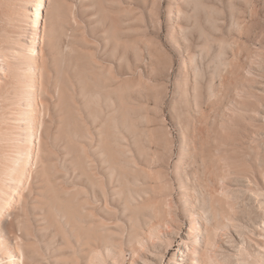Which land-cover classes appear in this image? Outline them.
I'll list each match as a JSON object with an SVG mask.
<instances>
[{
  "label": "rangeland",
  "instance_id": "1",
  "mask_svg": "<svg viewBox=\"0 0 264 264\" xmlns=\"http://www.w3.org/2000/svg\"><path fill=\"white\" fill-rule=\"evenodd\" d=\"M35 1L0 0V264H230L238 223L264 264V0H46L37 67Z\"/></svg>",
  "mask_w": 264,
  "mask_h": 264
},
{
  "label": "bare ground",
  "instance_id": "2",
  "mask_svg": "<svg viewBox=\"0 0 264 264\" xmlns=\"http://www.w3.org/2000/svg\"><path fill=\"white\" fill-rule=\"evenodd\" d=\"M34 6H35V11L33 12V33L30 34L29 40H28V48L26 49V52H28V55L30 57L33 58V63H34V67H37V63H36V59L34 58L35 55L38 54V51L36 49L35 46V40L37 39V37L39 36L40 33V25L42 22V16L43 13L46 9V0H36L34 2ZM2 72V67L0 66V73ZM33 135L29 136V144L28 146H32L33 142ZM31 161L28 160L25 162V168L28 170L29 168H31ZM19 186L20 185H16L15 188L8 192V195L6 197V199L0 204V236L4 237L3 239H5L6 241L10 238V233L5 232L2 228H1V219L3 217V213L9 208L11 207V204H13L16 201V191L19 190ZM262 192V191H260ZM264 193V192H263ZM262 202V201H261ZM244 207V206H243ZM248 211V210H247ZM261 223H263V228L262 230L264 231V221H261ZM235 227H237L239 230L238 232L233 234H230L227 236V241L230 243V247L229 248H233L234 250L232 252L227 251L226 253H224L223 257L227 259V261L230 264H234V258L232 256H234V254H239L240 255V259H238L237 261L241 260L243 261V263L240 264H256L255 262L251 263L248 261V258H250V254L245 251V247H244V239H243V235L245 230H247L248 232L250 231L249 228L242 224V223H238V225H235ZM194 232H196L197 234H202V232L199 229H194ZM263 239H264V232L261 234ZM203 236V235H202ZM189 248V247H188ZM263 252H264V246H262ZM232 253V254H230ZM178 254L181 258H179L178 260L185 262V259L183 258V252L179 249L178 250ZM12 261H18V259L13 256L10 255ZM198 257V256H197ZM152 258V259H151ZM153 259H155V256H150L149 258H142L143 263L144 264H154ZM198 259V258H197ZM11 261V260H10ZM200 260H196L194 264H200L199 262ZM258 263V262H257ZM177 264V263H174ZM179 264V263H178ZM185 264V263H183ZM260 264V263H259Z\"/></svg>",
  "mask_w": 264,
  "mask_h": 264
}]
</instances>
